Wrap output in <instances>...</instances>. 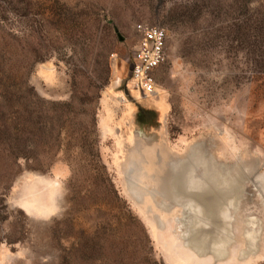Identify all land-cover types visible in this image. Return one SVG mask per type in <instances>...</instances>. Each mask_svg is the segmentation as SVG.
Listing matches in <instances>:
<instances>
[{
	"label": "rangeland",
	"instance_id": "1",
	"mask_svg": "<svg viewBox=\"0 0 264 264\" xmlns=\"http://www.w3.org/2000/svg\"><path fill=\"white\" fill-rule=\"evenodd\" d=\"M0 264H264V0H0Z\"/></svg>",
	"mask_w": 264,
	"mask_h": 264
},
{
	"label": "built area",
	"instance_id": "2",
	"mask_svg": "<svg viewBox=\"0 0 264 264\" xmlns=\"http://www.w3.org/2000/svg\"><path fill=\"white\" fill-rule=\"evenodd\" d=\"M136 30L139 34L138 42L127 59L131 88L140 95L149 96L156 92L161 68L168 58V33L165 28L149 24L138 23Z\"/></svg>",
	"mask_w": 264,
	"mask_h": 264
},
{
	"label": "bare ground",
	"instance_id": "3",
	"mask_svg": "<svg viewBox=\"0 0 264 264\" xmlns=\"http://www.w3.org/2000/svg\"><path fill=\"white\" fill-rule=\"evenodd\" d=\"M177 168V167H176ZM183 174V173H182ZM181 175V174H180ZM185 175H186V173H185ZM186 179V178H185ZM204 180V179H203ZM192 181H193V179H192ZM176 182V181H175ZM163 187H164V189H165V186L164 185H162ZM206 186V185H205ZM173 188H175V187H173ZM180 189V188H179ZM185 189V188H184ZM168 191V190H167ZM169 191H172V190H169ZM190 191V190H189ZM192 191V190H191ZM204 191V190H203ZM196 193V192H195ZM154 194V193H153ZM202 194H204V193H202ZM211 194H212V192H211ZM190 195V194H189ZM201 195V194H200ZM207 195V194H206ZM169 196V195H168ZM198 196V195H197ZM196 196V197H197ZM217 196V195H216ZM194 197H195V195H194ZM208 197V196H207ZM206 198V197H205ZM210 198H211V196H210ZM214 199V198H213ZM211 202H212V200H211ZM191 205V204H190ZM192 208V207H191ZM194 211V210H193ZM192 211V212H193ZM209 211H211V210H209ZM212 212V211H211ZM196 213V212H195ZM195 218V217H194ZM212 219V218H211ZM179 222H180V227L181 228H183V220H182V218L180 219V218H178L177 219ZM203 220V219H202ZM162 222V221H161ZM211 222V221H210ZM192 229V228H191ZM209 229H211V228H209ZM192 231V230H191ZM194 231V230H193ZM208 231V230H207ZM209 232V231H208ZM207 232V233H208ZM196 234H197V232H196ZM201 235V234H200ZM203 235V234H202ZM206 236H207V234H206ZM208 237V236H207ZM185 240H186V243L189 245V246H191V247H193L194 249H196L197 251H201L202 249H204V245H206V243H202L201 241H199V240H197L196 241V239H198L199 237H198V235H195L194 233H191L190 234V236H189V234H186L185 235ZM207 240V239H206ZM209 241V240H208ZM202 244V245H201ZM200 246H202V247H200ZM208 250V249H207ZM212 251V250H211Z\"/></svg>",
	"mask_w": 264,
	"mask_h": 264
},
{
	"label": "water",
	"instance_id": "4",
	"mask_svg": "<svg viewBox=\"0 0 264 264\" xmlns=\"http://www.w3.org/2000/svg\"><path fill=\"white\" fill-rule=\"evenodd\" d=\"M126 93L128 94L129 93V90L126 88Z\"/></svg>",
	"mask_w": 264,
	"mask_h": 264
}]
</instances>
